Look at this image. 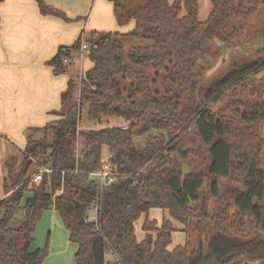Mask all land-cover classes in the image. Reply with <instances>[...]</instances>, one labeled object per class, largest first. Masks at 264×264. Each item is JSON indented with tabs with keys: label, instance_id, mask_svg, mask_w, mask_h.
I'll return each mask as SVG.
<instances>
[{
	"label": "trees",
	"instance_id": "16d2710c",
	"mask_svg": "<svg viewBox=\"0 0 264 264\" xmlns=\"http://www.w3.org/2000/svg\"><path fill=\"white\" fill-rule=\"evenodd\" d=\"M109 1L118 25L135 27L90 34L86 41L96 47L86 56L93 67L80 86L78 76L69 79L60 108L50 113L57 119L29 128L21 158L6 163L0 264H43L49 238L39 248L33 235L49 209L78 245L76 264H264V76L257 77L264 70V29L254 59L233 63L201 86L209 44L234 42L242 27L233 20L255 16L264 0H210L205 20L199 0ZM36 2L41 14L71 21ZM83 40L48 62L56 74L67 73L63 58ZM86 106L91 120L121 118L126 129L80 132ZM136 137H144L141 148ZM105 162L114 175L106 186L90 177ZM40 167L51 171L35 182ZM152 208L181 224L184 246L170 248L175 228L167 219L161 225L146 219L138 241L135 223Z\"/></svg>",
	"mask_w": 264,
	"mask_h": 264
},
{
	"label": "crops",
	"instance_id": "0c3cea01",
	"mask_svg": "<svg viewBox=\"0 0 264 264\" xmlns=\"http://www.w3.org/2000/svg\"><path fill=\"white\" fill-rule=\"evenodd\" d=\"M44 1L64 12L71 21L41 14L36 0L0 2V157L8 158L3 165V180L6 163L16 157L14 151L18 150L22 156L28 129L56 120L57 116L50 113L60 108L61 94L69 79L78 78L94 65L90 60L86 71L72 65L67 73L56 74L48 62L61 48H72L79 38L86 40L92 32L122 31L114 15L113 2L109 0ZM202 3L199 0V18L205 20L201 18ZM206 5L207 18L211 2L210 6L207 2ZM129 25L123 31L132 30L134 21ZM3 198L5 193H0V200ZM33 236L39 248L49 238L50 253L43 264H76L78 245L69 240V232L54 209L43 212Z\"/></svg>",
	"mask_w": 264,
	"mask_h": 264
},
{
	"label": "rangeland",
	"instance_id": "374dc122",
	"mask_svg": "<svg viewBox=\"0 0 264 264\" xmlns=\"http://www.w3.org/2000/svg\"><path fill=\"white\" fill-rule=\"evenodd\" d=\"M206 2L210 6L209 0H203L202 7V19H206ZM130 24V23H129ZM126 26H130V25ZM233 26L235 28H241V33L238 34L237 38L231 44H225L219 40H215L209 44L210 50L207 51L202 59V66L205 68V76L203 78L202 87L208 86L214 79L220 77L226 71H228L233 63L243 64L256 57L255 53L258 49L262 47V33L264 29V8H262L258 14L248 19H237L233 20ZM244 27V28H243ZM128 27H121L122 31L119 33H127L128 31H123V29ZM232 28L230 29V31ZM131 31V29L129 30ZM76 53V52H75ZM74 53V54H75ZM82 71H86L90 67V59L86 56L83 61L76 64ZM78 68V69H79ZM80 70V71H81ZM84 74L79 76V86ZM264 76V70L257 75L258 78ZM123 120L117 117H104L100 120H91L88 117V106H86L81 113V123L79 127L80 132L86 131H96L106 127L121 126ZM261 136L264 139V121L261 123ZM135 144L138 148H141L144 144V137H136ZM81 147L80 140L76 143V150L79 151ZM13 155L17 158H21V154L18 150L14 151ZM102 157L104 161L108 160V151L105 149ZM8 159V158H7ZM7 159H2L0 157V193L3 195L2 180L3 165L4 161ZM38 171V169L36 170ZM184 173H190V168L188 163H183ZM23 217L22 211L18 213V219ZM146 219L150 221H157L159 225L162 224L163 219L171 220L173 222L175 231L172 234V243L170 248L173 249L178 246H184L186 244V234L182 230V226L175 220H172L169 213L163 211L162 209L152 208L148 213L143 214L135 223V234L138 241H142L145 238V232L143 231V224ZM192 249L197 246L196 234L192 235L191 238Z\"/></svg>",
	"mask_w": 264,
	"mask_h": 264
},
{
	"label": "built area",
	"instance_id": "2783aa9c",
	"mask_svg": "<svg viewBox=\"0 0 264 264\" xmlns=\"http://www.w3.org/2000/svg\"><path fill=\"white\" fill-rule=\"evenodd\" d=\"M93 47H96L94 43H91L89 41L83 40L80 46V49L76 51L75 54L71 56H67L63 58V64L65 66H72L76 65L78 62L83 61L86 57V54L89 52L90 49ZM122 129H126V126H121ZM51 170L46 167H40L38 171L33 175V180L35 182H38L42 178L43 172H50ZM113 172L110 169V167L107 165V162L104 163L102 169L100 171L91 172L90 177L97 180V182H101L104 184V186L109 185L111 182H113Z\"/></svg>",
	"mask_w": 264,
	"mask_h": 264
},
{
	"label": "water",
	"instance_id": "95a60500",
	"mask_svg": "<svg viewBox=\"0 0 264 264\" xmlns=\"http://www.w3.org/2000/svg\"><path fill=\"white\" fill-rule=\"evenodd\" d=\"M218 253H219L218 250H214V251H213V254H214V255H218Z\"/></svg>",
	"mask_w": 264,
	"mask_h": 264
}]
</instances>
